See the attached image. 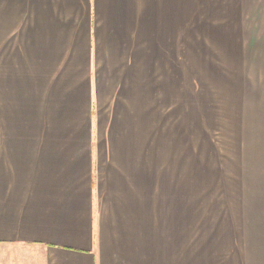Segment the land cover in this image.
<instances>
[{
    "label": "crops",
    "instance_id": "1",
    "mask_svg": "<svg viewBox=\"0 0 264 264\" xmlns=\"http://www.w3.org/2000/svg\"><path fill=\"white\" fill-rule=\"evenodd\" d=\"M218 117L237 244L139 264H264V0H0V264H108L101 191L169 188L165 135L185 189L202 125L214 174Z\"/></svg>",
    "mask_w": 264,
    "mask_h": 264
},
{
    "label": "rangeland",
    "instance_id": "2",
    "mask_svg": "<svg viewBox=\"0 0 264 264\" xmlns=\"http://www.w3.org/2000/svg\"><path fill=\"white\" fill-rule=\"evenodd\" d=\"M222 121L223 118L218 117L216 128L212 125L209 128L211 137L213 131L217 132L214 174L213 156L206 157L208 151L212 155V145H206L203 140L207 132L202 130L208 126L202 125V154L195 169L197 175L195 179L189 175L191 178L183 183L185 189L178 188L177 171H187L192 166L185 164L187 159L181 161L176 143H168L165 135L163 141L153 142L158 147L153 150L154 171L157 176L161 175L158 172L169 176V182L165 183L169 188L148 190L140 188L144 184L136 183L132 185L137 187L131 189L101 191L99 197L105 204L104 228L96 238V245L105 253L108 264L144 263L147 257L157 256L148 252L159 248L168 252L165 254L168 261H175V252L180 249H183L185 263L225 261V247L236 245L237 238L234 234H231L234 238L228 236L226 215L234 213L235 207L234 200L228 204L224 189ZM158 128L167 130L168 127ZM119 129L117 127L116 131L120 132ZM110 131L108 127L107 133ZM121 132H127V127H121ZM203 152L207 154L204 156ZM208 167L210 174L205 173Z\"/></svg>",
    "mask_w": 264,
    "mask_h": 264
}]
</instances>
